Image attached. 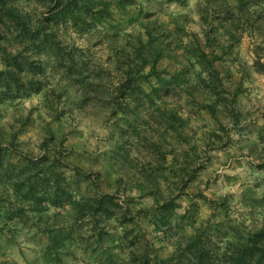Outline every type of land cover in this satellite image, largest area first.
Returning a JSON list of instances; mask_svg holds the SVG:
<instances>
[{"label": "clouds", "instance_id": "obj_1", "mask_svg": "<svg viewBox=\"0 0 264 264\" xmlns=\"http://www.w3.org/2000/svg\"><path fill=\"white\" fill-rule=\"evenodd\" d=\"M0 264H264V0H0Z\"/></svg>", "mask_w": 264, "mask_h": 264}, {"label": "trees", "instance_id": "obj_2", "mask_svg": "<svg viewBox=\"0 0 264 264\" xmlns=\"http://www.w3.org/2000/svg\"><path fill=\"white\" fill-rule=\"evenodd\" d=\"M74 2V0H70V3H73Z\"/></svg>", "mask_w": 264, "mask_h": 264}]
</instances>
